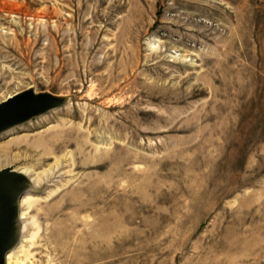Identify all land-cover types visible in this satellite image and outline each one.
<instances>
[{
    "label": "rangeland",
    "instance_id": "374dc122",
    "mask_svg": "<svg viewBox=\"0 0 264 264\" xmlns=\"http://www.w3.org/2000/svg\"><path fill=\"white\" fill-rule=\"evenodd\" d=\"M28 90L65 103L0 146L61 118L102 153L0 162L41 175L10 264H58L69 235L85 264H264V0H0V103Z\"/></svg>",
    "mask_w": 264,
    "mask_h": 264
},
{
    "label": "bare ground",
    "instance_id": "6f19581e",
    "mask_svg": "<svg viewBox=\"0 0 264 264\" xmlns=\"http://www.w3.org/2000/svg\"><path fill=\"white\" fill-rule=\"evenodd\" d=\"M66 115H69L71 118L74 119L79 117L78 113L76 111L74 112V108L70 106L66 108ZM86 115L87 119L85 120V123L87 127H91L96 124L100 125L102 123V118L100 119L99 115H95L91 109L88 110V113ZM55 117L58 121V116ZM49 121L50 119L48 117L40 118L38 122L34 123L33 125H38L37 127H41L43 123H48ZM33 125L29 124L28 127H32ZM23 131L30 132L29 128H23ZM89 135L90 134L84 131L81 126L70 124V122H66V120L60 118L59 125L49 126L48 128L42 130L34 136L25 134L19 137H14L3 146H0V162L5 163L12 159H35V166H38L43 165L49 162L50 160H55L56 162L61 161V155L65 153L68 149L74 148V151L71 153V162L69 165V167L71 168V172H74L75 170L84 171L91 166V162H89L87 159L88 156L93 151L97 154L102 153V149L93 148V146L89 143ZM14 147H20L21 152L19 154L16 153L17 155L13 158L11 156V151ZM132 162L133 160L130 157L128 160V164L131 165ZM34 168L35 167L33 166L19 167L16 170L27 176L31 180L33 186L36 187L41 182V175L40 173H37ZM95 168L101 169L102 166H95ZM76 188L79 189L83 194H88L91 191L100 192L103 189L100 173L97 171H93L88 172L87 174H83L81 178L78 179V184L76 185ZM106 189L108 190L107 187ZM31 197V194L27 192L23 197V200L21 201V207L30 204L32 202ZM100 202V198L92 200L89 197H84L81 201L80 208H83L84 210L88 208H95L99 211L97 205ZM23 219L24 216L22 213V228ZM67 240L68 241L65 242V246H62L63 248L55 249L61 259L58 264H85V261L81 257L87 252V247L81 244L78 240L73 239L70 235L69 237H67ZM23 242L24 240L21 239L19 245L9 253L7 257V264H10L14 257L19 258V254L21 252L25 253V250H23Z\"/></svg>",
    "mask_w": 264,
    "mask_h": 264
},
{
    "label": "water",
    "instance_id": "95a60500",
    "mask_svg": "<svg viewBox=\"0 0 264 264\" xmlns=\"http://www.w3.org/2000/svg\"><path fill=\"white\" fill-rule=\"evenodd\" d=\"M64 103V98L50 93L35 94L32 90L19 93L0 103V135ZM30 191L40 193L41 189L14 168L0 170V264H7L9 253L21 242V201Z\"/></svg>",
    "mask_w": 264,
    "mask_h": 264
}]
</instances>
